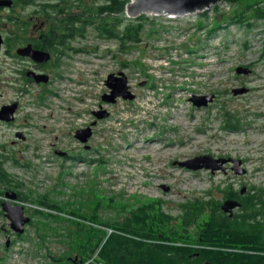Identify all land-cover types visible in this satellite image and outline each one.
Listing matches in <instances>:
<instances>
[{"label":"rangeland","instance_id":"1","mask_svg":"<svg viewBox=\"0 0 264 264\" xmlns=\"http://www.w3.org/2000/svg\"><path fill=\"white\" fill-rule=\"evenodd\" d=\"M234 1L219 0L204 17L143 13L142 41L129 52L90 26L71 40L73 50L63 48L65 56L54 52L53 82L31 86L37 96L23 98L28 106L18 121L0 125V169L12 179L0 189L6 184L20 192L16 204L31 218L16 233L0 205V264H82L89 237L102 233L100 223L140 204L161 199L176 215L179 203L220 197L228 183L264 185V19L251 18L247 5L264 0ZM240 14L254 25L236 24ZM44 15L35 5L0 10V34L10 50H0V104L20 94V59L12 54L38 30L53 28ZM120 72L130 96L107 102L108 76ZM207 96V105L193 101L203 104ZM30 98L38 104H27ZM227 112L240 119L239 130L225 127ZM25 113L31 117L25 120ZM87 128L91 136L82 142L76 132ZM208 154L240 158L247 172L178 164ZM94 215L99 223L89 222Z\"/></svg>","mask_w":264,"mask_h":264},{"label":"trees","instance_id":"2","mask_svg":"<svg viewBox=\"0 0 264 264\" xmlns=\"http://www.w3.org/2000/svg\"><path fill=\"white\" fill-rule=\"evenodd\" d=\"M129 1L13 0L12 7L35 5L47 15L53 28L46 32V39L50 46L58 42V50L69 47L71 40L83 36L90 26L103 38L118 41L121 51L129 52L142 41L147 19L146 14L128 17ZM260 4H247L251 18L264 19V5ZM234 21L248 28L254 25L241 14ZM239 124L240 119L227 112L225 127L239 130ZM11 181L10 174L0 169V183ZM225 187L219 189L220 197L208 193L184 200L176 215L158 199L140 204L121 219L101 222L105 230L94 240L89 237L87 253L82 250V264H264V185H249L244 193L243 187L232 183ZM229 199L239 203L232 212L222 208ZM41 205L58 208L48 201ZM97 219L90 218L89 222L99 223ZM193 227H197L195 234Z\"/></svg>","mask_w":264,"mask_h":264},{"label":"water","instance_id":"3","mask_svg":"<svg viewBox=\"0 0 264 264\" xmlns=\"http://www.w3.org/2000/svg\"><path fill=\"white\" fill-rule=\"evenodd\" d=\"M219 0H130L126 13L130 18L138 17L143 13H152L157 15H168L169 17H179L186 16L191 14L202 13L208 9H210L213 5L217 4ZM13 0H0V6H12ZM3 42V37L0 35V45ZM18 53L27 54L32 56L36 61H46L49 58V54L47 52L34 49L31 45H27L26 47H22L18 49ZM120 76H114V74H110L107 79V85L111 88L109 94L103 96V99L107 102L116 101L117 97L121 96L123 98H128L130 96V92L128 90V86L126 84L127 77L123 72L119 73ZM36 80L40 81H48V77L44 74L37 75ZM121 81L122 83H118ZM117 82V83H115ZM245 89H237L235 92H243ZM132 98V96H131ZM211 97L207 96V100H204L203 104L200 103L199 98H194L193 101L198 105H207L211 101ZM17 109V104L5 105L0 110V120L12 121L14 120V114ZM91 129H83L78 130L76 132V138H78L82 142H86L88 138L91 136ZM20 138H23L22 131L18 133ZM59 155L65 156L67 153L64 151L57 150ZM1 161V158H0ZM231 163L232 170L236 174H245L247 172L246 168L243 166V160L240 158L234 157H214L213 155H200L182 162L178 164L182 167L191 169V170H200V169H210L212 173L216 170H226L225 164ZM245 187L242 189V193L245 192ZM10 198L16 199V194H9ZM239 205L236 200H226L222 204V208L226 212H232V210ZM3 210L5 211L6 216L9 218L11 222L12 228L18 232L22 233L25 229V224H27L31 218L30 216L25 214L24 206L22 204L12 206L10 200H7L3 203ZM206 264H214L207 262Z\"/></svg>","mask_w":264,"mask_h":264},{"label":"flooded vegetation","instance_id":"4","mask_svg":"<svg viewBox=\"0 0 264 264\" xmlns=\"http://www.w3.org/2000/svg\"><path fill=\"white\" fill-rule=\"evenodd\" d=\"M9 7H11V6H0V10L2 8L4 9V8H9ZM46 34H48V33H45V32H42L41 30H38L37 37H31V38L27 39L25 43H23L22 45H20L16 49V53L12 54V57L14 59H16V60L20 59V62L18 63L20 66H17V72H18L19 83H20V88L18 89V91H19L20 94L16 98L6 100L5 102L0 104V110L5 105H10V104H14V103L17 104V109H16L15 114H14V120L9 121V122L5 121V120H0V125H10L11 126V125L15 124L18 121L19 113L22 110H25V108L28 106V105H25V102H23V98L25 96H27V95H31L32 94L30 92L31 90L33 91V88H31V86L35 85V86H40L41 88H43L44 85H46V84L50 85L53 82V76H54L53 71H55V70H53L54 67H55L54 66V63H55L54 62V59H55L54 52L57 51V53H59L58 57H60V56L63 57V56H65L66 53L61 48H60V50L55 48V46H58V42H56V41L53 42V46H50L49 45V41L46 39ZM27 45H31L34 49H38V50L47 52L49 54L48 60H46L44 62L36 61L30 55L18 53V49L19 48L26 47ZM2 46H3V50L5 51V53L6 54H10L9 53L10 50H8V44L4 43V37H3V42L0 45V50H1ZM69 49L73 50L74 48L72 47V45H70ZM50 67H52V68H50ZM42 74H44V75H46L48 77V81H40V82H38L36 80V76L37 75H42ZM32 96L36 97L37 95L32 94ZM29 100L30 101H28V99H27V104H29V103H30V105L38 104V99H34V101H33L30 98ZM30 117H31L30 115H28L26 113L24 114V119L25 120L29 119ZM19 132H21V131H17V133H16L17 137H19L18 136ZM22 134H23V138L22 139H25L26 138L25 134L23 132H22ZM53 144H55V143H53ZM53 146H55V145H53ZM68 157L70 158L69 155H68ZM1 161H2V159H1ZM229 170L230 171L232 170L231 165L227 166L226 170L223 171V172L227 173ZM234 184L235 183H232V185H234ZM0 193H2L5 196V198H6V196L8 198H10L9 194H12V193L17 195L16 199L14 201H11L13 207L17 205L16 203L20 202L19 200L21 199L20 198L21 197V193L16 191V190H14V189H12L11 187H8L6 184L3 185L2 189H0ZM4 196H1V198H3ZM1 198H0V205H1V208L3 210V206L2 205H3L4 202H6V200L3 201ZM1 213L6 216L4 210L1 211ZM10 226H11V222H10ZM11 228H12V226H11ZM16 233H18V232H16ZM7 246H8V244H7Z\"/></svg>","mask_w":264,"mask_h":264}]
</instances>
